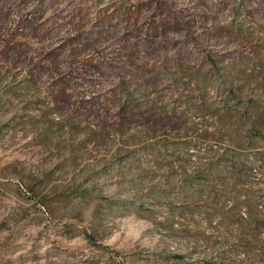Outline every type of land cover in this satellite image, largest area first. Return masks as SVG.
I'll use <instances>...</instances> for the list:
<instances>
[{"label":"rangeland","instance_id":"obj_1","mask_svg":"<svg viewBox=\"0 0 264 264\" xmlns=\"http://www.w3.org/2000/svg\"><path fill=\"white\" fill-rule=\"evenodd\" d=\"M253 219L264 0H0V264H264Z\"/></svg>","mask_w":264,"mask_h":264},{"label":"trees","instance_id":"obj_2","mask_svg":"<svg viewBox=\"0 0 264 264\" xmlns=\"http://www.w3.org/2000/svg\"><path fill=\"white\" fill-rule=\"evenodd\" d=\"M177 84V82H176ZM130 101V99L128 100ZM246 116V114H244V117ZM244 119V118H243ZM251 129H254L253 127ZM251 133V132H250ZM253 135H248V137H250V139H259V138H263V135H260V133L257 132V134L255 132H252ZM249 134V133H248ZM238 157L234 156V155H230L229 159L227 160V164L225 166V173H228V177L231 178V175H233L232 173L235 171V166L237 164V160ZM190 179L192 180V182L196 185L197 189L192 191V193H190V197L192 198H196V199H201L203 200V203L206 206H210V207H216V205H219V201L221 200L222 196H220L219 193H216L215 191H213L214 189V184H212L211 182H216L218 179L217 177L212 178L211 176H207L206 179H201V180H197L195 179V177H190ZM190 191V189H188ZM234 209V208H232ZM242 221H245V217H241ZM246 223L250 222L246 220ZM248 225V224H247ZM251 225L253 227H251L250 229L248 228V232L246 234L247 237H251L252 241L254 242H259L260 239V235L261 233H264V222L263 221H256V220H252L251 221Z\"/></svg>","mask_w":264,"mask_h":264}]
</instances>
